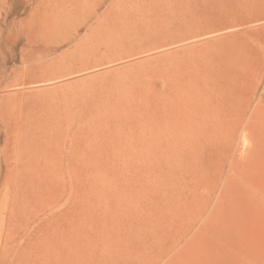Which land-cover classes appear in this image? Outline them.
Segmentation results:
<instances>
[{"label":"rangeland","instance_id":"obj_1","mask_svg":"<svg viewBox=\"0 0 264 264\" xmlns=\"http://www.w3.org/2000/svg\"><path fill=\"white\" fill-rule=\"evenodd\" d=\"M0 109V264H264V0H0Z\"/></svg>","mask_w":264,"mask_h":264},{"label":"bare ground","instance_id":"obj_2","mask_svg":"<svg viewBox=\"0 0 264 264\" xmlns=\"http://www.w3.org/2000/svg\"><path fill=\"white\" fill-rule=\"evenodd\" d=\"M65 24H66L65 26H67V22ZM65 26H64V28H65ZM170 68H171L172 72L177 73V69L173 68V65L170 66ZM167 69H168V67H167ZM178 74H180L182 76L190 75V77H188L186 79H188L190 81V85H193V87H195V88L198 87L197 78L193 72L188 71V70L187 71L181 70ZM166 75H167L168 84L170 85V88H169V91L165 93V95L167 97L164 96L160 99V103H163L164 115L162 116L161 122L159 123V137H162L163 139L165 138V142L167 144L166 145L167 151L165 153L166 160H164V162L167 161V163H168L167 166L169 168H172L173 164H174L173 161L175 160V158L177 159V155L179 152L178 146H179L183 136H185V138H186V133H185L186 129L185 128H186V124L188 123L187 121H189V118H187V115L199 114V110L198 109H189L187 107L186 102H185L186 96H184V95H186V93L179 86L180 80H179L178 75L173 74L171 72L168 74L166 73ZM194 95L199 97L198 92H196ZM168 106L170 108H168ZM3 107L4 106H2V108ZM1 110L2 109H0V112H1ZM200 114L202 116V112H200ZM190 129L191 128H189V131L193 134V131H195V130L191 131L192 129L191 130ZM191 133H189V137L192 138ZM190 134H191V136H190ZM189 142H191V141H189ZM183 147H185V146H183ZM168 152H170L172 154L168 156ZM176 163H178V162H176ZM175 165H177V164H175ZM162 173H164V170L159 171V182L165 180V178L163 176L164 174L162 175ZM161 178H163V179H161ZM163 188L165 189V187H163Z\"/></svg>","mask_w":264,"mask_h":264}]
</instances>
